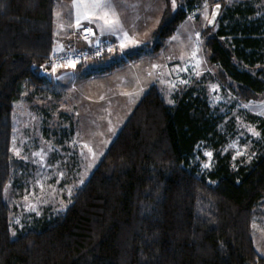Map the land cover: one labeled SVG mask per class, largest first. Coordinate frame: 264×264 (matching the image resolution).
Returning <instances> with one entry per match:
<instances>
[{"label":"trees","instance_id":"trees-1","mask_svg":"<svg viewBox=\"0 0 264 264\" xmlns=\"http://www.w3.org/2000/svg\"><path fill=\"white\" fill-rule=\"evenodd\" d=\"M56 1L0 0V264H264L252 226L264 206V117L245 112L259 139L253 158L236 165L220 152L226 134L205 92L178 93L169 105L154 84L65 211L12 234L17 208L4 191L28 170L11 151L12 113L27 89L32 106L51 116L54 106L39 102L47 101L41 70L50 68L55 47ZM209 1L213 9L220 6L215 25H208L218 26L206 40L210 61L239 100L253 101L264 93L262 8ZM195 2L187 0L191 7ZM185 17L182 7L175 18L165 12L155 50ZM115 52L105 49L89 61L102 62L94 68L106 73L142 53L129 50L117 58ZM203 143L214 151L207 169L195 158Z\"/></svg>","mask_w":264,"mask_h":264},{"label":"rangeland","instance_id":"rangeland-1","mask_svg":"<svg viewBox=\"0 0 264 264\" xmlns=\"http://www.w3.org/2000/svg\"><path fill=\"white\" fill-rule=\"evenodd\" d=\"M216 1L225 6L252 2L264 13V0ZM71 2L56 1L55 39L81 40L78 46H89L95 41V45L104 44L111 54L116 50L117 58L124 57L129 50H141L142 53L137 61H129L106 73H99L94 68L102 62L89 61L80 68H55L46 63L50 68H43L41 74L46 78L44 98L47 101L39 103L40 107L54 106H48L49 117L32 106L27 89L14 103L11 151L26 162L28 169L17 174L18 180L13 181L14 185H7L4 191L5 200L17 208L11 225L14 235L19 229L32 226L37 218L65 211L76 190L89 179L153 84L169 105L175 103L178 93L205 92L213 112L222 118L221 128L226 140L220 152L231 154L234 164L248 163L254 156V142L259 139V132L247 120L245 112L264 111V93L253 101L242 102L230 83L221 77L219 67L210 61L206 40L218 26L208 28L213 12L209 0H196L192 7L187 0ZM181 7L186 11V17L155 50L153 46L158 42L155 32L162 24L165 12L168 11L169 18H175ZM87 13L92 14L74 27L75 15ZM86 32L90 38L84 40L82 36ZM108 34L120 40L123 53L115 49L113 38L108 39ZM106 39L110 43L105 44ZM70 47L57 42L51 55L61 54ZM113 58L111 55L108 63ZM231 126L233 129L229 130ZM195 158L202 168H210L214 162L212 146L201 144ZM206 164L209 166L205 167ZM261 207L262 214L254 217L252 226L256 249L264 256V206Z\"/></svg>","mask_w":264,"mask_h":264},{"label":"built area","instance_id":"built-area-1","mask_svg":"<svg viewBox=\"0 0 264 264\" xmlns=\"http://www.w3.org/2000/svg\"><path fill=\"white\" fill-rule=\"evenodd\" d=\"M83 39L87 40L90 38L89 32L83 34ZM106 47L102 45H94L92 47H83L81 49H70L58 55H51L47 64L51 67L62 68V67H76L89 60H95L99 58Z\"/></svg>","mask_w":264,"mask_h":264},{"label":"crops","instance_id":"crops-1","mask_svg":"<svg viewBox=\"0 0 264 264\" xmlns=\"http://www.w3.org/2000/svg\"><path fill=\"white\" fill-rule=\"evenodd\" d=\"M73 1V0H72ZM72 3V2H71ZM76 7V6H75ZM74 9V8H73ZM92 14V13H91ZM91 14L89 15L88 13L86 14V15H80V16H78V14H76L75 15V20H74V27H76L75 25H78V23L79 22H81L83 19H85V18H87V17H90L91 16ZM67 34H69V33H67ZM66 34V35H67ZM107 36H109L108 37V39H112V41L114 42V44L116 45V48L115 49H118V50H120L121 51V49H120V47H121V42H120V40L119 39H116V36H114V35H112V34H108ZM112 37V38H111ZM68 38V39H67ZM66 39L64 38V37H58V40H57V38L55 39V45H56V43L58 42L59 44H61L62 46H65V47H68L69 45H75V46H78V45H80L81 43H82V41L81 40H78V42L77 41H75V40H73V39H69V37H67ZM102 39H103V37H102ZM108 39H106V40H108ZM75 41V42H74ZM72 42V43H71ZM74 42V43H73ZM93 43H95V41H93ZM113 47H114V45H113ZM122 53H123V51H121ZM137 61V60H136ZM132 63V62H131ZM133 63H136V62H133ZM129 64H127V66H128ZM259 107H260V105H259ZM261 108V107H260ZM253 111V113H255V114H257V115H260V116H263L264 117V111L263 110H257V111H255V110H252Z\"/></svg>","mask_w":264,"mask_h":264},{"label":"water","instance_id":"water-1","mask_svg":"<svg viewBox=\"0 0 264 264\" xmlns=\"http://www.w3.org/2000/svg\"><path fill=\"white\" fill-rule=\"evenodd\" d=\"M219 14H220V6L218 5V6L214 7V9H213L211 18H210V20L208 22L209 26H214L215 25V22L218 19Z\"/></svg>","mask_w":264,"mask_h":264},{"label":"snow or ice","instance_id":"snow-or-ice-1","mask_svg":"<svg viewBox=\"0 0 264 264\" xmlns=\"http://www.w3.org/2000/svg\"><path fill=\"white\" fill-rule=\"evenodd\" d=\"M173 2H174V0H173ZM104 6H107V5H104ZM94 7H100V5H94ZM121 47H123V45H121ZM208 155L210 156L211 155V153H208ZM209 165H205V167H208Z\"/></svg>","mask_w":264,"mask_h":264}]
</instances>
